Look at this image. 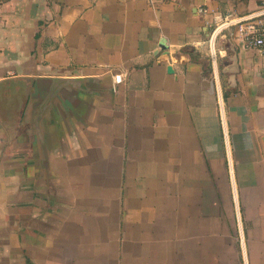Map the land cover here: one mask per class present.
<instances>
[{
	"label": "crops",
	"instance_id": "crops-1",
	"mask_svg": "<svg viewBox=\"0 0 264 264\" xmlns=\"http://www.w3.org/2000/svg\"><path fill=\"white\" fill-rule=\"evenodd\" d=\"M200 7L264 0H0V264H264V49L217 39L227 154Z\"/></svg>",
	"mask_w": 264,
	"mask_h": 264
},
{
	"label": "built area",
	"instance_id": "built-area-1",
	"mask_svg": "<svg viewBox=\"0 0 264 264\" xmlns=\"http://www.w3.org/2000/svg\"><path fill=\"white\" fill-rule=\"evenodd\" d=\"M198 13L202 16L212 14L213 19L209 23L211 31L207 40L209 57L213 69V78L216 83L217 89V101L218 108L220 111L221 126L223 130V137L228 154L229 137L226 129L225 113H224V99L222 89L219 84V76L217 73L218 57L219 54L216 50V42L220 36L229 34L236 38L244 48H257L260 50L264 49V19L261 18L264 15V10L259 18H242L240 20H234L230 16H221L214 12H211L206 7L198 8ZM230 164V161H229ZM232 172V171H231ZM240 224V221H239ZM241 230V229H240ZM244 240L241 237V244L243 246Z\"/></svg>",
	"mask_w": 264,
	"mask_h": 264
},
{
	"label": "rangeland",
	"instance_id": "rangeland-1",
	"mask_svg": "<svg viewBox=\"0 0 264 264\" xmlns=\"http://www.w3.org/2000/svg\"><path fill=\"white\" fill-rule=\"evenodd\" d=\"M240 220V219H239ZM237 224H238V228H241V223L239 224V222H237ZM241 230H242V228H241ZM242 233V232H241ZM242 235H243V233H242ZM238 239H239V242L241 243V234H240V232H239V230H238ZM243 240H244V238H243Z\"/></svg>",
	"mask_w": 264,
	"mask_h": 264
},
{
	"label": "water",
	"instance_id": "water-1",
	"mask_svg": "<svg viewBox=\"0 0 264 264\" xmlns=\"http://www.w3.org/2000/svg\"><path fill=\"white\" fill-rule=\"evenodd\" d=\"M168 70H169L170 73L173 72L172 68H170V67L168 68Z\"/></svg>",
	"mask_w": 264,
	"mask_h": 264
}]
</instances>
